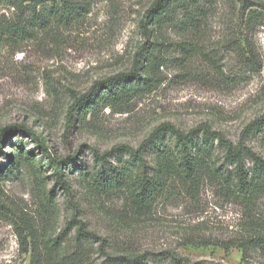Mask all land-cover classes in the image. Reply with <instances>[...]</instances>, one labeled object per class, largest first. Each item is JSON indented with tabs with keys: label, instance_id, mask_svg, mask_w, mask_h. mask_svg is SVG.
Wrapping results in <instances>:
<instances>
[{
	"label": "rangeland",
	"instance_id": "374dc122",
	"mask_svg": "<svg viewBox=\"0 0 264 264\" xmlns=\"http://www.w3.org/2000/svg\"><path fill=\"white\" fill-rule=\"evenodd\" d=\"M152 1L91 0L82 15L50 21L29 37H3L0 163L10 157L20 164L0 178V264H30L34 247L42 264H71L79 222L93 234L84 242L83 264H100L105 254L164 252L200 264H264L263 249L239 246L264 238V199L248 206L232 196L219 150L212 160L218 172L197 195L172 182L146 214L132 206L129 183L101 193L87 175L101 166L95 154L136 148L161 123L181 130L206 124L237 141L264 114V0H202L196 30L187 31L181 16L163 26L148 23L141 73L157 80L152 92L119 108L78 111L67 126L74 97L132 67L147 40L140 21ZM16 15L0 5V23ZM246 143L264 158V141ZM65 158L60 180L54 168Z\"/></svg>",
	"mask_w": 264,
	"mask_h": 264
},
{
	"label": "trees",
	"instance_id": "16d2710c",
	"mask_svg": "<svg viewBox=\"0 0 264 264\" xmlns=\"http://www.w3.org/2000/svg\"><path fill=\"white\" fill-rule=\"evenodd\" d=\"M202 0H153L140 21L146 42L136 52L132 67L102 80L95 81L86 92L73 98L68 107L66 122L71 126L79 116L95 112L104 107L119 108L127 105L134 98L152 92L157 87V80L141 73L142 61L151 42L148 41L152 26H163L175 22L187 31L200 27L202 17ZM14 7L17 12L12 23H0V43L6 35L28 37L37 28L47 26L50 21L73 17L81 12H88L91 0H0V5ZM26 36V37H27ZM250 137L264 141V114L250 121L241 131L237 141L226 138L221 132L212 130L206 124H200L188 130H181L170 123H161L136 147L119 145L111 151L95 154L96 162L101 166L94 172H87L92 185L101 193L115 191L127 186L132 187L131 204L142 214L150 211L153 204L165 195L172 182L197 195L200 183L213 171V154L219 150L223 164L227 167L222 172L223 183L232 189V196L250 206L258 199H264V158L249 145ZM22 144L16 146L21 149ZM1 152V145H0ZM116 153L117 163L111 164L108 157ZM17 157L23 153L20 151ZM19 158L7 163H0V178L7 177L19 168ZM67 158L55 164V172L61 180L60 168ZM52 163V159L50 161ZM83 168H81V171ZM220 174V175H221ZM64 184V181H62ZM91 234L79 222L75 243L68 256L71 264H83L84 242L90 240ZM58 239V237L56 238ZM243 252L250 248L264 250V238L251 237L239 245ZM30 264H42L41 252L32 251ZM168 260L171 264H200L191 262L186 257L172 253H141L129 255L105 254L100 264H150V259Z\"/></svg>",
	"mask_w": 264,
	"mask_h": 264
}]
</instances>
